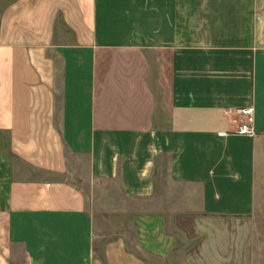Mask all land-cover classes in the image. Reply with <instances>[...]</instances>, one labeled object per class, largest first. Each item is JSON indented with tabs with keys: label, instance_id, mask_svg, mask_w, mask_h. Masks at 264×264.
Listing matches in <instances>:
<instances>
[{
	"label": "crops",
	"instance_id": "1",
	"mask_svg": "<svg viewBox=\"0 0 264 264\" xmlns=\"http://www.w3.org/2000/svg\"><path fill=\"white\" fill-rule=\"evenodd\" d=\"M245 108L253 135L236 133ZM164 170L185 189L169 211ZM111 182L132 234L96 215L112 206L96 197ZM186 206L246 222L234 254L264 259V0L0 9V264L168 262L169 214Z\"/></svg>",
	"mask_w": 264,
	"mask_h": 264
},
{
	"label": "rangeland",
	"instance_id": "2",
	"mask_svg": "<svg viewBox=\"0 0 264 264\" xmlns=\"http://www.w3.org/2000/svg\"><path fill=\"white\" fill-rule=\"evenodd\" d=\"M11 0H0V9H2ZM71 156V155H70ZM69 156V160L73 165V169H80L79 164H83V160H79L77 157ZM84 159V158H83ZM75 183H81V179L75 176ZM158 190L157 200L164 205V209L168 211L176 207L179 199L183 197L184 187L175 183H172L167 176L166 171H162L158 176ZM103 185V183H101ZM86 191H88V184L85 182L83 185ZM107 192L97 191V198L105 200L112 206L97 209L96 215L102 218L104 215L111 219H116L117 225L122 226V229H126L130 234L132 230L133 212H128L124 217L118 218L117 214H114V209L117 208L114 205L127 204L129 200L124 197L120 191L118 182H111L104 184ZM130 208V207H129ZM175 208V209H176ZM150 209L149 207L139 208ZM176 212H171L169 215V222L167 224L168 229L175 235L176 243L173 249L172 255L168 262H152V264H258L264 259L262 256L254 255H235L233 245L237 241L236 236L239 235V231L242 228L247 230V223L240 222L231 218H212L203 216L195 207L186 206L185 208H178ZM130 210V209H129ZM260 214L264 213V207L259 211ZM261 222L257 224L259 230L264 231V219H260ZM245 235V234H244ZM247 237V236H246ZM256 250L264 247V234L257 235ZM245 247L248 244L247 238H245ZM235 246V245H234ZM253 247V246H252ZM250 261L248 260L249 258Z\"/></svg>",
	"mask_w": 264,
	"mask_h": 264
},
{
	"label": "built area",
	"instance_id": "3",
	"mask_svg": "<svg viewBox=\"0 0 264 264\" xmlns=\"http://www.w3.org/2000/svg\"><path fill=\"white\" fill-rule=\"evenodd\" d=\"M241 114L245 116V119L239 124L236 133L243 135H253V108H245L241 110Z\"/></svg>",
	"mask_w": 264,
	"mask_h": 264
}]
</instances>
